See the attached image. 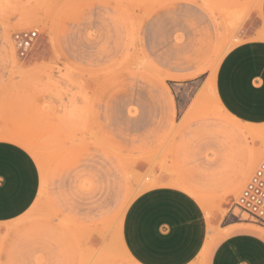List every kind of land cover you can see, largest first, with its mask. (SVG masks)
<instances>
[{
  "label": "rangeland",
  "instance_id": "rangeland-1",
  "mask_svg": "<svg viewBox=\"0 0 264 264\" xmlns=\"http://www.w3.org/2000/svg\"><path fill=\"white\" fill-rule=\"evenodd\" d=\"M261 3L0 0V140L37 164L31 211L82 242L0 248V264H134L122 218L155 187L190 196L211 230L235 220L234 202L264 154V125L232 117L215 79L230 50L257 38ZM20 31L36 33L24 58L12 40ZM92 236L98 248H88Z\"/></svg>",
  "mask_w": 264,
  "mask_h": 264
},
{
  "label": "crops",
  "instance_id": "crops-1",
  "mask_svg": "<svg viewBox=\"0 0 264 264\" xmlns=\"http://www.w3.org/2000/svg\"><path fill=\"white\" fill-rule=\"evenodd\" d=\"M252 36L222 59L215 89L224 109L242 123L264 125V0ZM230 185L235 190L253 162ZM41 187L33 157L0 140V248H82L75 234H57L49 217L31 210ZM196 202L181 190L155 187L137 195L121 222V244L134 264H264V234L256 224L226 217L214 230ZM259 227V226H258ZM88 248H98L92 236ZM205 250V251H204ZM204 251V252H203Z\"/></svg>",
  "mask_w": 264,
  "mask_h": 264
},
{
  "label": "built area",
  "instance_id": "built-area-1",
  "mask_svg": "<svg viewBox=\"0 0 264 264\" xmlns=\"http://www.w3.org/2000/svg\"><path fill=\"white\" fill-rule=\"evenodd\" d=\"M35 35V32L30 31L13 34L12 40L20 58L28 55V49ZM234 206L238 212L232 214L235 219L264 228V154L240 190Z\"/></svg>",
  "mask_w": 264,
  "mask_h": 264
},
{
  "label": "bare ground",
  "instance_id": "bare-ground-1",
  "mask_svg": "<svg viewBox=\"0 0 264 264\" xmlns=\"http://www.w3.org/2000/svg\"><path fill=\"white\" fill-rule=\"evenodd\" d=\"M1 134H2V133H1ZM248 178H249V177H248ZM246 181H247V180H246ZM242 187H243V186H242ZM240 190H241V189H240ZM238 194H239V193H238ZM204 251H205V250H204ZM204 251H203V252H204Z\"/></svg>",
  "mask_w": 264,
  "mask_h": 264
}]
</instances>
